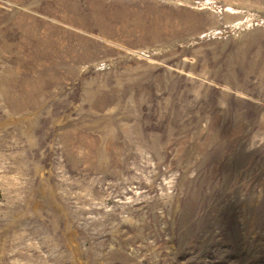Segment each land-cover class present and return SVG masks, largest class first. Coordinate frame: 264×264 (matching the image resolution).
Returning a JSON list of instances; mask_svg holds the SVG:
<instances>
[{"label": "rangeland", "instance_id": "1", "mask_svg": "<svg viewBox=\"0 0 264 264\" xmlns=\"http://www.w3.org/2000/svg\"><path fill=\"white\" fill-rule=\"evenodd\" d=\"M0 264H264V0H0Z\"/></svg>", "mask_w": 264, "mask_h": 264}]
</instances>
